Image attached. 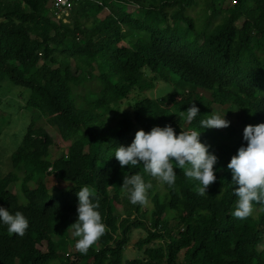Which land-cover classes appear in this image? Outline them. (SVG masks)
I'll return each mask as SVG.
<instances>
[{"label":"trees","instance_id":"1","mask_svg":"<svg viewBox=\"0 0 264 264\" xmlns=\"http://www.w3.org/2000/svg\"><path fill=\"white\" fill-rule=\"evenodd\" d=\"M215 1L80 0L63 22L53 16L54 0H0V84L29 89L26 106L69 142L52 159L53 132L32 120L10 155L15 170L0 174V206L22 212L29 227L18 236L0 225V264H264V204L254 203L243 220L230 215L236 197L227 163L246 146L243 134L232 124L199 127L211 105L230 104L249 124L264 122V0H229L224 8ZM159 81L168 90L144 96ZM173 83L190 88L177 92ZM123 102L131 115L119 110ZM193 104L199 114L189 122ZM165 125L201 131L217 157L205 195L182 169L169 186L142 164L122 169L111 156L137 129ZM23 167L29 171L19 177ZM48 173L72 185L55 195L43 182ZM134 174L152 184L150 206L130 203L122 182ZM85 185L99 197L106 231L81 253L69 225ZM136 229L146 232L136 242L141 254L124 259Z\"/></svg>","mask_w":264,"mask_h":264},{"label":"clouds","instance_id":"2","mask_svg":"<svg viewBox=\"0 0 264 264\" xmlns=\"http://www.w3.org/2000/svg\"><path fill=\"white\" fill-rule=\"evenodd\" d=\"M186 112V119L190 122L197 117L199 109L193 104ZM229 124L225 113L221 115L212 110L199 122V127L219 129ZM200 132L182 129L176 133L170 125L153 126L149 131L137 129L131 143L117 146L111 156L122 169L142 164L145 173L169 186L175 184L176 170L182 169L185 177L199 182L198 194L203 196L216 180L214 165L217 157L200 141ZM243 140L246 146L241 145L227 163L236 197L230 215L241 220L253 213L254 203L264 204V122L245 125ZM122 187L131 204L145 205L152 184L146 183L142 175L134 174L123 177ZM76 196L77 217L69 226L76 249L86 253L104 235L106 226L99 212L100 200L95 190L85 185L76 191ZM0 225H5L9 234L23 236L29 222L22 212L11 214L0 206Z\"/></svg>","mask_w":264,"mask_h":264},{"label":"rangeland","instance_id":"3","mask_svg":"<svg viewBox=\"0 0 264 264\" xmlns=\"http://www.w3.org/2000/svg\"><path fill=\"white\" fill-rule=\"evenodd\" d=\"M231 2L229 0H216L215 4L217 8H224ZM139 10V11H138ZM138 10L134 12L135 16L142 17L143 12ZM196 15V11L191 12ZM56 19V17H54ZM63 22H67V17L65 19H60ZM236 24H240L238 21ZM134 39H131L133 41ZM86 88H93L96 86L97 82L95 80L87 82ZM167 85L163 81H159L156 87L152 90H147L144 92V96L156 97L165 93ZM172 88L177 92H183L189 90L190 86L185 83H173ZM205 96H209L207 92H203ZM30 90L20 85H16L5 79L0 84V174H6L9 171L15 170L12 166L10 155L16 150L20 145L21 140L26 133L27 126L34 120L36 125L48 127L53 132V143L50 147L51 158H59L67 152V147L69 145L68 141L63 140L60 137L58 131L52 126L48 125L46 120L38 113V111L26 106V100L28 99ZM214 112H218L221 115L225 113V119H227L230 124H232L239 132L243 134V128L249 123L245 119V113L237 109L235 106H216L211 105ZM119 110L126 112L131 115V105L123 102ZM252 121V120H251ZM19 177L25 175L29 168L23 167L21 170H16ZM43 182L49 188L50 192L58 195L60 192L67 190L72 185L71 182L62 180L52 173L45 174L43 176ZM157 182L161 184L158 180ZM9 190L13 192L19 191L18 183H11L8 187ZM148 205L150 206V201L148 200ZM173 222L170 223V225ZM71 232V231H70ZM146 235V232L142 229L133 230L131 235V241L126 247L124 253V259H134L139 257L141 252L136 246V242L140 237Z\"/></svg>","mask_w":264,"mask_h":264},{"label":"built area","instance_id":"4","mask_svg":"<svg viewBox=\"0 0 264 264\" xmlns=\"http://www.w3.org/2000/svg\"><path fill=\"white\" fill-rule=\"evenodd\" d=\"M80 0H54L51 8L53 16L57 19H65L69 10Z\"/></svg>","mask_w":264,"mask_h":264}]
</instances>
